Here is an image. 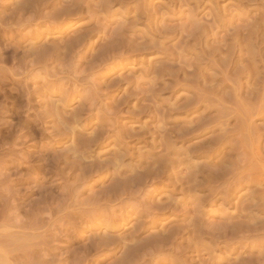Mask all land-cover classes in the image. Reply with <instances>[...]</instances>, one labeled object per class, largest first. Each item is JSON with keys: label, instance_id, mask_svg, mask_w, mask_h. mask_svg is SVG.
<instances>
[{"label": "rangeland", "instance_id": "374dc122", "mask_svg": "<svg viewBox=\"0 0 264 264\" xmlns=\"http://www.w3.org/2000/svg\"><path fill=\"white\" fill-rule=\"evenodd\" d=\"M83 1L91 14L85 12L61 30L32 17V10L18 9L21 0H0V264H119L124 245L165 240L170 231L182 234L161 244L159 251L139 252L142 259L135 264H264V186L244 180L263 169L257 168L250 143L242 145L249 142L244 138L248 124L238 118L260 106L258 98L246 101V88L249 72L256 78V72L264 71V0ZM17 14L23 15V23ZM250 33H257L253 41ZM80 35L88 36V48L53 63H35L43 49ZM113 39H124L135 50H116L112 59H96L102 45ZM240 87L243 94H233ZM73 115L78 125L59 122ZM263 125L255 117L251 128ZM97 138L98 144L80 147ZM76 146L81 156H74ZM72 156L88 157L84 167L105 164L110 175L119 172L123 177L154 163L167 170L158 168L161 178L142 186L138 198L101 202L104 207H99L92 197L113 177L98 173L79 180L89 170L77 168ZM194 172L200 175L197 183L186 186L184 177ZM219 172L222 178L228 175L204 180ZM148 198L173 202L176 209L160 218L148 217L149 207L142 202ZM104 235L120 247H98Z\"/></svg>", "mask_w": 264, "mask_h": 264}, {"label": "bare ground", "instance_id": "6f19581e", "mask_svg": "<svg viewBox=\"0 0 264 264\" xmlns=\"http://www.w3.org/2000/svg\"><path fill=\"white\" fill-rule=\"evenodd\" d=\"M19 1V0H18ZM81 1V0H80ZM79 0H21V2H18L17 3V5H15L16 7H18V9H19V6H20V9H21V11L23 10V12L24 11H27V10H32L33 12H35V15L34 16H32V17H38L39 19H41V20H45L46 22H48V25H50V24H53L54 26V29L55 28H60L61 30L65 27V26H67L70 22H72L73 20H76V19H79V18H81V17H83V15L85 16V12L86 13H89L88 11H90V8H91V6H89V7H84V1H83V3H81ZM109 1V0H108ZM107 1V2H108ZM250 0H248V2H249ZM252 1H256L257 2V0H252ZM86 3V2H85ZM16 4V3H15ZM87 6V5H86ZM106 6V5H105ZM15 7V8H16ZM49 8H52L54 11H52V12H50V13H47V14H44V11L46 10V9H49ZM258 8V7H257ZM263 9H264V4H263V7H262ZM17 9V8H16ZM86 9H87V11H86ZM261 10L262 9H260V12H261ZM18 11V10H17ZM21 11L19 12L18 11V13H21ZM262 12L264 13V10H262ZM14 13V12H13ZM95 13H97L96 11H95ZM89 14H91V11H90V13ZM94 14V13H93ZM16 14L14 13V14H12L11 16H15ZM29 15H31V14H29ZM97 15V14H96ZM17 16H19L18 14H17ZM16 17V16H15ZM15 17H13V18H15ZM10 18H12V17H10ZM18 18V17H17ZM26 18V17H25ZM8 19V18H7ZM33 19V18H32ZM31 19V20H32ZM36 19V18H35ZM35 19H34V21H35ZM3 20V19H2ZM6 20V19H5ZM14 20V19H13ZM17 20H19V23L21 24V23H23V15H21L20 14V16H19V18L17 19ZM25 20V19H24ZM28 20L26 19V22H27ZM262 21V20H261ZM261 21H259V23L261 22ZM11 22H12V20H11ZM14 22V21H13ZM16 22V21H15ZM18 22V21H17ZM30 21H28V23H29ZM49 22H50V24H49ZM257 23H258V21H256ZM263 22H264V20H263ZM25 23V22H24ZM28 23H26V24H28ZM261 24H263V23H261ZM24 26V25H23ZM22 26V27H23ZM231 26V25H230ZM260 26V25H259ZM258 26V27H259ZM263 26H264V24H263ZM262 26V27H263ZM16 27V26H15ZM228 27H229V25H228ZM255 27H257V26H255ZM262 27H260V29L262 28ZM21 28V27H20ZM10 29V28H9ZM15 29V28H14ZM247 29V28H246ZM256 29V28H255ZM259 29V28H258ZM18 30V29H17ZM248 30V29H247ZM249 30H252V29H249ZM225 31V30H224ZM232 31V30H231ZM252 31H254V29L252 30ZM259 31V30H258ZM258 31H256V32H258ZM9 32V31H8ZM16 32V31H15ZM65 32V31H64ZM233 32V31H232ZM240 32V31H239ZM10 33V32H9ZM231 33V32H230ZM255 33V32H254ZM264 33V32H263ZM18 34V33H17ZM252 34L253 33H250V39L252 40L253 39V37H252ZM257 34V33H256ZM256 34H253V35H256ZM14 35V34H13ZM118 35H120V33L118 34ZM117 35V36H118ZM236 35H238V36H240L241 37V35H239V33L238 34H236ZM113 36H115V34L113 33ZM249 36V35H248ZM262 37L264 36V35H261ZM102 37V36H101ZM14 38V37H13ZM117 38V37H116ZM258 38V36L256 37V39ZM255 40V39H254ZM260 40H263V39H261L260 38ZM89 40H88V36H78V37H75V38H71V39H68L66 42H64L63 44H60V45H58V46H49V49H47L46 48V50H42V52H39V51H35V52H39L40 53V55L38 54L37 55V57L35 58V63L39 66V64L41 65V63H42V65L44 64V62H48L49 61V63H50V61H54L55 62V60H59V58H62V60L66 57H70V55H72L73 53L74 54H78V52H77V50H79V48H82V47H84V48H88L87 47V45H88V42ZM132 41V40H131ZM130 41V42H131ZM253 41V40H252ZM256 41V40H255ZM240 42V41H239ZM262 42V41H261ZM262 43H264V41L262 42ZM127 44H128V42L127 43H125V41H124V39H121V40H117V39H113L112 41H110V42H106V44H104V45H102V48H100V50H98V52L96 53V55L94 56L96 59H103V58H108V56L110 57V55H112V56H114L113 54H114V52L115 53H117V51L119 50H128V51H132V50H135V48H134V46L132 45V47L130 46L129 47V45H131V43L130 44H128V46H127ZM246 44H249V43H246ZM252 44H253V42H252ZM256 44V43H255ZM240 45V44H239ZM243 45V44H242ZM259 45H261V44H259ZM258 45V46H259ZM235 46V45H234ZM253 46V45H252ZM139 47H142V46H139ZM139 47H137V49H138V51H140V48ZM230 47V46H229ZM241 47H243V46H241ZM241 47H239L241 50L244 48H247V47H243V48H241ZM83 48V49H84ZM236 48V47H235ZM36 49V48H35ZM129 49H132V50H129ZM136 49V50H137ZM81 50V49H80ZM87 50V49H86ZM90 50V49H89ZM117 50V51H116ZM124 50V51H125ZM234 50V49H233ZM82 51V50H81ZM235 51V50H234ZM244 51V50H243ZM251 51V50H250ZM77 52V53H76ZM141 52V51H140ZM228 52H229V49H228ZM251 52H254V50L253 51H251ZM251 52H250V54H251ZM87 53V52H86ZM93 53H95V52H93ZM119 53H121V52H119ZM125 53V52H124ZM135 53V52H134ZM221 53V52H220ZM231 52H229V53H227V55L228 54H230ZM235 53V52H234ZM240 53H241V51H240ZM245 53V52H244ZM26 54H28V53H26ZM224 54V52L221 54V55H223ZM255 54H257V53H254L253 55H255ZM226 55V54H225ZM230 55H232V54H230ZM229 55V56H230ZM31 56V55H30ZM63 56H64V58H63ZM78 56V55H77ZM80 56V55H79ZM88 56V55H87ZM93 56V55H92ZM117 56H119V55H117ZM24 57V56H23ZM26 57V56H25ZM82 57V56H81ZM93 57V58H94ZM211 56H209V58H210ZM215 57V56H214ZM214 57H211L212 59L214 58ZM29 58V57H28ZM85 58H87V57H85ZM85 58H82V59H85ZM111 59H112V57H110ZM225 58V57H224ZM230 58V57H229ZM255 58H256V56H255ZM21 59H22V57H21ZM25 59V58H24ZM33 59V58H32ZM70 59V58H69ZM73 59V58H72ZM109 59V58H108ZM211 59V60H212ZM231 59V58H230ZM234 59V58H233ZM247 59V58H246ZM61 60V59H60ZM242 60H244V59H242ZM254 60V59H253ZM53 61H52V63H53ZM72 61V60H71ZM264 61V60H263ZM24 62V61H23ZM26 62V61H25ZM31 62H32V60H31ZM224 62V61H223ZM225 62H227V58H226V60H225ZM230 61L228 60V63H229ZM246 62V61H245ZM262 62V61H261ZM45 63V64H46ZM254 63V62H253ZM227 64V63H226ZM232 64V63H231ZM231 64H228V66L229 65H231ZM234 64H235V62H234ZM34 65V62L32 63V66ZM37 65H35V66H37ZM27 66H29V65H27ZM31 66V67H32ZM45 66V65H44ZM225 66V65H224ZM233 66V65H232ZM231 66V67H232ZM30 67V66H29ZM34 67V66H33ZM238 67H240V65H238ZM244 67V66H243ZM225 68V67H224ZM223 68V69H224ZM228 68V67H227ZM241 68V67H240ZM239 68V69H240ZM237 69V68H236ZM242 69V68H241ZM44 70H47V69H44ZM243 72V70H240V72ZM247 71H249V70H247ZM63 73V72H62ZM243 74H245V71L243 72ZM243 74L242 73H240V75L239 76H241L242 75V77H243ZM253 74L255 75V72H249V74L247 75V78H249V82L247 83V91H246V94H247V96L249 97L246 101H248L249 103H252L253 102V99L254 98H258L259 100H260V106H259V108H257V106L255 107L256 109H254V110H248V112H249V114L247 115V116H245V114L243 113V114H240V115H238L239 117L238 118H240V120L241 121H243L244 122V125H246L245 123H247L248 125H247V135L245 136V134H244V138H246L247 139V141H248V139H249V142H246L245 140V142L244 141H242L243 143H242V145H247L248 143H250L249 145L251 146H248L247 145V147H249V148H251V151H256L254 154H255V157H254V162H255V164H256V166H257V168L259 169H263L262 171L260 170V173H253L252 174V172H251V176L250 177H248V179H244V180H248L247 182H249V183H246V184H250V183H255V184H258L260 187H263L264 186V146H261V144H262V140L261 139H263V137H264V135L263 134H260L262 131H264V125L262 126V127H255V128H251V125H253L254 124V118L255 117H258L259 119H261V120H264V71H263V73H258L257 74V72H256V75L258 76V77H256V78H254V76H253ZM260 75H262V76H260ZM92 77V76H91ZM253 77V78H252ZM254 79V80H253ZM79 80V79H78ZM255 81V82H253V81ZM62 81V80H61ZM236 81H238V79L236 80ZM240 82V81H239ZM239 82H237V83H239ZM252 82V83H251ZM236 83V82H235ZM241 83V82H240ZM251 85H250V84ZM64 85V84H63ZM238 85V84H237ZM240 85V84H239ZM243 85V84H242ZM235 86H236V84H235ZM244 86V85H243ZM48 87V86H47ZM61 87V86H60ZM245 87V86H244ZM61 89V88H60ZM241 89H243V87H240L239 89H237V90H233L232 92H233V94H236V93H238V92H240V90ZM96 90H97V88H96ZM199 91H201V90H199ZM234 91H236V92H234ZM61 92V91H60ZM261 92H263L262 93V95L260 96V98L258 97V95L261 93ZM241 93V92H240ZM240 93H238V94H236V95H238V96H241L240 95ZM68 94V93H67ZM198 95V94H197ZM65 96H66V94H65ZM85 96V95H84ZM87 96V95H86ZM89 96V95H88ZM67 97H69V96H67ZM200 97V96H199ZM198 98V97H197ZM66 99V98H65ZM64 99V100H65ZM81 99H83V98H81ZM199 101V100H198ZM202 101V100H201ZM91 103V102H90ZM226 103V102H225ZM84 104V103H83ZM92 104V103H91ZM94 105V104H93ZM93 105H91V106H93ZM82 108H84V106L82 107ZM89 108V107H88ZM226 108V107H225ZM58 110V109H57ZM80 110V109H79ZM86 111V110H85ZM224 111V110H223ZM226 111V110H225ZM253 111V112H252ZM226 113V112H225ZM74 114V113H73ZM76 114V113H75ZM232 115L234 114V113H231ZM57 115V114H56ZM59 115V114H58ZM77 115V114H76ZM78 115H82V113L81 114H78ZM77 115V116H78ZM227 115H229V113H227L226 114V116ZM49 117H51V115L49 116ZM54 117V116H53ZM71 117V120H68L67 118L65 119V118H63L62 119V117H61V119L64 121V122H62V121H59L60 123H64L66 126L68 125V127H69V125H73V124H76V125H78V123H79V119H77L76 117H74V115H73V117L72 116H70ZM229 117H231V115L229 116ZM236 118V117H235ZM246 118V119H245ZM51 119V118H50ZM52 119H55V117L54 118H52ZM58 119V118H57ZM65 119V120H64ZM70 119V118H69ZM81 119V118H80ZM234 119V118H233ZM243 119V120H242ZM245 120H246V122H245ZM51 122V121H50ZM229 122V121H228ZM243 122H242V125H243ZM60 123H58L57 125H59ZM70 123H73V124H70ZM56 125V124H55ZM54 125V127H56ZM65 126V127H66ZM62 127H64V126H62ZM71 127V126H70ZM200 127H202V126H200ZM204 127V126H203ZM58 128V127H57ZM60 128H61V126H60ZM59 128V129H60ZM197 128H199V127H197ZM62 129V128H61ZM198 130V129H197ZM200 130V129H199ZM203 130V129H202ZM186 131V130H185ZM188 131H190V130H188ZM193 131V130H192ZM63 132V131H62ZM66 132V131H65ZM71 132H73L72 130H71ZM191 132V131H190ZM194 132V131H193ZM61 133V132H60ZM74 133H75V131H74ZM195 133V132H194ZM194 133H189V132H185V134L186 135H189L190 136V134H194ZM100 134V133H99ZM98 134V135H99ZM184 134V135H185ZM259 134V135H258ZM72 135V134H71ZM97 135V136H98ZM104 135V134H103ZM66 136V135H65ZM70 136V135H69ZM68 136V137H69ZM63 138H64V136H62ZM71 137V136H70ZM94 137V136H93ZM101 137V136H100ZM220 138V137H219ZM225 138V137H224ZM229 138V137H228ZM243 138V139H244ZM75 139V138H74ZM166 139V138H165ZM98 138L94 141L93 139H88V140H86V141H88L87 143H85L86 141H84V142H81V143H83V145H80V144H78V146L80 145V147L82 148V147H85L86 148V146H87V149H88V146H90V145H92V143H94V142H96L97 144L100 142H98ZM100 140H101V138H100ZM118 141V140H117ZM80 142V141H79ZM91 143V144H90ZM226 145V144H225ZM77 147V146H76ZM78 148L77 147V149L75 148L73 151L75 152H73V154H74V156L77 154L78 156H81V155H79V154H81L80 152L82 151V149L81 148ZM91 147V146H90ZM99 147V146H98ZM87 149H84L85 151L87 150ZM236 149H240V148H236ZM235 149V150H236ZM83 150V151H84ZM83 153V152H82ZM86 153V152H85ZM84 153V154H85ZM91 153V152H90ZM85 155H87V154H85ZM90 155V154H89ZM74 156H72L73 158H75L76 160H74L73 161V163L76 165V167L78 168V167H80L79 169H81L82 171H84L85 172V170H89V172L87 171V172H85V174L83 173L82 174V172H81V174L82 175H80L79 174V177H77V178H79V180L82 178V179H89V178H87V177H93V176H95V175H93V174H98V173H100V175H105V179L106 178H108L109 179V177H113L112 179H111V184L103 191V192H101V193H96L95 195L96 196H94V197H92V201L94 200V202H98V204L100 205V203L101 202H105L106 204H114V203H117V202H123L122 200L124 199V198H129L130 200L134 197V196H136V194H138L139 195V192H140V189H141V187L142 186H145V185H147V183L148 182H153V181H157V179L162 175V172H161V169L159 170V171H157L158 170V168H161V166H163V165H161V166H155V165H157V164H160V163H154V164H148V165H151L152 167H147V168H145L144 170H142V171H140V169L138 170L139 172H137V171H134L135 173H131V175L129 174V176H126L125 175V177H123L119 172H117V174L116 173H114V175H110L109 174V172L111 171L109 168H107V167H109V166H104L105 164H103V165H101V164H97V163H93V162H91V163H93L91 166H89V167H84V164H83V161L84 160H87V158H86V156H85V158H84V160L82 159V157H74ZM82 156H84V155H82ZM69 157V156H68ZM71 157V158H72ZM66 159V158H65ZM89 159V158H88ZM69 160V159H68ZM120 161V160H119ZM148 161V160H147ZM145 163V162H144ZM113 163H111V165H112ZM78 165V166H77ZM87 165V164H86ZM85 165V166H86ZM114 166L113 167H115V166H117V164L115 165V163L113 164ZM139 166V165H138ZM166 166V165H165ZM72 167V166H71ZM73 167H75V166H73ZM72 167V168H73ZM142 167V166H141ZM164 167V166H163ZM198 167V166H197ZM165 169H166V167H164ZM110 171H109V170ZM163 169V168H162ZM189 169V168H188ZM193 169V168H192ZM225 169V168H224ZM245 169V168H244ZM73 170H74V168H73ZM116 170H117V168H116ZM115 170V171H116ZM167 170V169H166ZM248 170H250V169H248ZM76 172H77V169L75 170ZM200 171V170H199ZM225 171V170H224ZM251 171V170H250ZM71 172V171H70ZM164 172V174H165V171H163ZM167 172V171H166ZM203 172V171H202ZM222 172H223V169H222ZM227 172H230L229 173V175H231V176H233L232 174H234V172H232V171H227ZM75 173V172H74ZM92 174V175H88V174ZM112 173V172H111ZM191 173V172H190ZM189 173V174H190ZM163 174V176H165ZM175 174V173H174ZM187 175V177H184V181L186 182V186H188L189 184H190V182L192 183V182H194V183H197L196 181L199 179V176H198V172H194L193 174H191V175ZM203 174H205V172L203 173ZM221 174V175H220ZM225 174H226V171H225ZM224 173H223V178H226V176L228 175H225ZM49 175V174H48ZM85 175H87V176H85ZM179 175V174H178ZM235 175V174H234ZM77 176V175H76ZM154 176H156V178H154ZM168 176V175H167ZM175 176V175H174ZM198 176V177H197ZM205 176V175H204ZM222 176V173L221 172H219V174H215L214 175V173L213 174H211V176L210 175H208V176H206L207 178H203L204 180H207L208 181V183L209 182H211L212 180H213V182H215V180L217 181L218 180V178L220 179V177ZM65 177V176H64ZM68 177V176H67ZM73 177V176H72ZM70 178H71V176H70ZM161 178V177H160ZM183 178V177H182ZM201 178H202V176H201ZM217 178V179H216ZM222 177H221V179H223ZM242 178V177H241ZM241 178H239L237 181H241L242 179ZM246 178V177H245ZM104 179V180H105ZM167 179H168V177H167ZM70 180V179H69ZM176 180H177V178H176ZM179 180V179H178ZM76 181V180H75ZM74 181V182H75ZM171 181V180H170ZM206 181V182H207ZM81 183H82V181H80ZM178 182V181H177ZM185 182H184V184H185ZM228 182V181H227ZM235 182V181H234ZM242 182V181H241ZM240 182V186H242L243 187V184ZM244 182V181H243ZM76 183H77V181H76ZM84 183V182H83ZM181 183V182H180ZM237 182H235L234 184H236ZM74 184V183H73ZM79 184V183H78ZM153 184H154V182H153ZM174 184H175V182H174ZM179 184V183H178ZM211 184V183H210ZM238 184V183H237ZM181 185V184H180ZM179 185V186H180ZM195 185V184H194ZM199 184H197L196 186H198ZM205 185V184H204ZM230 185V184H229ZM252 185V184H251ZM257 185V186H258ZM75 186V185H74ZM73 186V187H74ZM86 186V185H85ZM201 186V185H200ZM232 186V185H231ZM230 186V187H231ZM191 187V186H190ZM203 187V186H202ZM207 187V186H206ZM85 187H83L82 189H84ZM183 188V187H182ZM208 188H210V187H208ZM68 189V188H67ZM80 190H81V188H79ZM190 189V188H189ZM192 189V188H191ZM191 189H190V191H191ZM195 189V187L193 188V190ZM213 189V188H212ZM239 189H240V187H239ZM183 190V189H182ZM196 190V189H195ZM194 190V191H195ZM214 192H213V194L215 193V191L216 190H213ZM236 191V190H235ZM78 192V191H77ZM82 192V191H81ZM86 192V191H85ZM228 192H230V190L228 191ZM76 193V192H75ZM192 193H194V192H192ZM212 193V192H211ZM231 193V192H230ZM77 194V193H76ZM81 194V193H80ZM94 194V193H93ZM98 194V195H97ZM185 194H187V193H185ZM196 194V193H195ZM229 194V193H228ZM67 195H68V193H67ZM91 195V194H90ZM89 195V196H90ZM147 195V194H146ZM217 195V194H216ZM221 195V194H220ZM219 195V196H220ZM225 195H227V194H225ZM76 196V195H75ZM88 196V197H89ZM140 196V195H139ZM192 197H193V194L191 195ZM195 197H196V195H194ZM210 196H212V195H210ZM228 196V195H227ZM263 196H264V194H263ZM67 197V196H66ZM69 197V196H68ZM72 197V196H71ZM77 197V196H76ZM137 197V196H136ZM135 197V198H136ZM214 197V196H213ZM226 197V196H225ZM225 197H223V198H225ZM138 198V197H137ZM144 198V197H143ZM191 198V197H190ZM209 198V197H208ZM227 198V197H226ZM70 200V199H69ZM78 200V199H77ZM83 200V199H82ZM150 199L148 198V201H149ZM254 200V199H253ZM264 200V199H263ZM65 201V200H64ZM71 201V200H70ZM87 201H91V199H89V200H87ZM86 201V202H87ZM136 201V200H135ZM141 201V200H140ZM147 201V200H146ZM147 201V202H148ZM225 201V200H224ZM142 202H144L143 203V205L145 206V208H146V206H148L149 207V211H147V212H145V213H147L148 214V217H149V215L150 216H153V217H162V216H165V215H167V213H170V212H173V210H175L174 209V207L172 206L173 204L171 203H160V202H150L149 201V203H145V201H142ZM171 202V201H170ZM199 202H200V200H199ZM264 202V201H263ZM67 203V202H66ZM91 203V202H90ZM139 203V202H138ZM180 203V202H179ZM252 203V202H251ZM73 204V203H72ZM83 204V203H82ZM103 204V203H102ZM128 204V203H127ZM133 204V203H132ZM76 205V204H75ZM126 205V204H125ZM81 206V205H80ZM135 206H137V207H139L138 205H135ZM141 206V205H140ZM174 206H175V204H174ZM253 206V205H252ZM251 206V207H252ZM66 207V206H65ZM99 207H104V206H99ZM108 207V206H107ZM176 207V206H175ZM74 208V207H73ZM106 208V207H105ZM121 208V207H120ZM125 208V207H124ZM71 209V208H70ZM93 209V208H92ZM95 209V208H94ZM102 209V208H101ZM116 209V208H115ZM126 209V208H125ZM252 209V208H251ZM109 210V209H108ZM111 210V209H110ZM120 210V209H119ZM123 210V209H122ZM127 210V209H126ZM129 210V209H128ZM139 210V208L137 209V211ZM141 210H142V208H141ZM243 210L244 209H242V212H243ZM248 210V209H247ZM65 211V210H64ZM88 211V210H87ZM89 211H91V210H89ZM95 211V210H94ZM107 211V210H106ZM111 211H114V210H111ZM116 211V210H115ZM73 212V211H72ZM74 212H75V210H74ZM83 212V211H82ZM108 212V211H107ZM149 212V213H148ZM174 212H176V211H174ZM85 213V212H84ZM92 213V212H91ZM103 214H105V216H107L106 215V213H104V211L102 212ZM124 213V212H123ZM132 213V212H131ZM76 214V213H75ZM79 214H81V213H79ZM93 214H95L94 212H93ZM126 214V213H125ZM146 214V215H147ZM84 215H88L87 213L86 214H84ZM83 215V216H84ZM90 215V214H89ZM98 215V214H97ZM117 215V214H116ZM143 215V214H142ZM72 216H73V214H72ZM83 216H82V218H83ZM90 216H92V215H90ZM94 216V215H93ZM92 216V217H93ZM105 216H103V218H106ZM75 217V216H74ZM87 217V216H86ZM89 217V216H88ZM91 217V218H92ZM100 217V216H99ZM98 217V218H99ZM75 218H77V217H75ZM90 218V219H91ZM112 218H114V216L112 217ZM72 220H73V218H71ZM78 219V218H77ZM85 219V218H84ZM83 219V220H84ZM97 219V218H96ZM95 219V220H96ZM80 220V219H79ZM82 220V221H83ZM86 220V219H85ZM93 220H94V217H93ZM98 220V219H97ZM101 220V219H100ZM103 220V219H102ZM105 220V219H104ZM107 221L109 222L110 221V217L108 216V219H107ZM107 222V223H108ZM192 222V221H191ZM143 223V222H142ZM196 223V222H195ZM240 223V222H239ZM251 223H253V221L251 222ZM94 224H95V222H94ZM91 225V224H90ZM142 225V224H141ZM140 225V226H141ZM144 225V224H143ZM237 225V224H236ZM147 226V225H146ZM189 226V225H188ZM192 226V225H191ZM232 226V225H231ZM231 226H230V229H231ZM99 227V226H98ZM187 227V226H186ZM235 227H237V226H235L234 225V228L233 229H235ZM238 227H242V226H239L238 225ZM252 228V226H248V227H246V228ZM197 228H199V226L197 227ZM243 228H245L244 226H243ZM140 229V228H139ZM179 229V228H178ZM181 229V228H180ZM187 229V228H186ZM195 229V228H194ZM206 229V228H205ZM229 229V228H228ZM232 229V230H233ZM199 230H201V227H200V229ZM231 230V231H232ZM240 230H242V229H240ZM247 230V229H246ZM250 230V229H249ZM253 230H254V228H253ZM261 230H263V228L261 229ZM183 231H187V230H183ZM238 231V230H237ZM252 231V230H251ZM254 231H256V229L254 230ZM178 232L179 231H170V232H168V235L165 237V240L163 239V240H156V239H154V240H152V241H149L148 243H146V244H144V245H142L141 244V242L139 243V244H141V245H135L134 243H133V241H131L133 244H134V246H128V245H124L125 247H124V249H125V251H124V253L123 254H121L122 256H121V260H120V262L121 263H119V264H135L136 263V261L138 262L139 261V259L141 258V256H140V254H139V252H144V253H146L148 250H151V251H153V250H160L162 247H161V244H163V243H166L167 242V240H169L170 238H172L173 239V237H175V236H179V235H181L180 234V232H179V235H177L178 234ZM181 232H182V229H181ZM192 232V231H191ZM201 232V231H200ZM204 232V231H203ZM227 232V231H226ZM249 232V231H248ZM258 232V231H257ZM186 233V232H185ZM184 233V234H185ZM196 233V232H195ZM234 233V232H233ZM254 233V232H253ZM189 234V233H188ZM216 234H218L217 232H216ZM216 234H215V236H216ZM228 234V233H227ZM226 234V236L228 237V235ZM231 234H232V232H231ZM209 235H211L212 236V234L211 233H209ZM184 236V235H183ZM152 237V236H151ZM150 237V238H151ZM156 237V236H155ZM218 237V236H217ZM153 238V237H152ZM196 238V237H195ZM223 237H221V239H222ZM102 239V243L99 245L98 244V247L99 246H104V247H107V246H109V247H111V243L112 242H109L107 239H108V237H105V235H104V237H102L101 238ZM217 239H220V238H217ZM100 240V239H99ZM176 240V239H175ZM174 240V241H175ZM195 240V239H194ZM101 241V240H100ZM116 241V240H115ZM115 241H113V242H115ZM170 241H173V240H170ZM131 242H130V244H131ZM115 243H117V241L115 242ZM115 243H112L113 245H115L116 246V244ZM125 244V243H124ZM173 244V243H172ZM172 244H171V247H172ZM182 244V243H181ZM169 245L170 244H168V247H169ZM191 245V244H190ZM193 245V244H192ZM195 245V244H194ZM97 246V245H96ZM114 246V247H115ZM164 246V245H163ZM182 246V245H181ZM120 246H119V243H118V246H116L115 247V249L114 250H117L118 248H119ZM170 247V248H171ZM112 248H113V246H112ZM169 248V249H170ZM180 248V247H179ZM191 248V247H190ZM100 249V248H99ZM98 249V250H99ZM123 249V250H124ZM164 250V249H163ZM168 250V249H167ZM189 250V249H188ZM194 250H196L195 248H194ZM165 251V250H164ZM154 252H156V251H154ZM162 252V251H161ZM157 253V252H156ZM264 253V252H263ZM262 254V253H261ZM260 254V255H261ZM146 255H148V254H146ZM177 255V254H176ZM179 255V254H178ZM142 257H144V258H146V256H143L142 255ZM162 258V257H161ZM261 258V257H260ZM262 258H263V255H262ZM138 259V260H137ZM142 259V258H141ZM181 259V258H180ZM144 260V259H143ZM262 260H264V259H262ZM260 261V260H259ZM171 262H173V261H171ZM183 262V261H182ZM187 262V261H186ZM244 262V261H243ZM258 262V261H257ZM256 262V263H257ZM260 262H263V261H260ZM139 263V262H138ZM179 263V262H178ZM177 262H175V264H178ZM180 264V263H179ZM243 264V263H242Z\"/></svg>", "mask_w": 264, "mask_h": 264}]
</instances>
